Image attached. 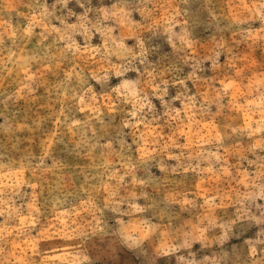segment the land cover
<instances>
[{
  "label": "clouds",
  "instance_id": "clouds-1",
  "mask_svg": "<svg viewBox=\"0 0 264 264\" xmlns=\"http://www.w3.org/2000/svg\"><path fill=\"white\" fill-rule=\"evenodd\" d=\"M0 264H264V0H0Z\"/></svg>",
  "mask_w": 264,
  "mask_h": 264
}]
</instances>
